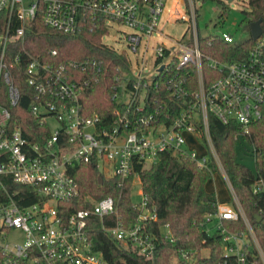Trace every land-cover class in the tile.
<instances>
[{"label":"built area","instance_id":"obj_1","mask_svg":"<svg viewBox=\"0 0 264 264\" xmlns=\"http://www.w3.org/2000/svg\"><path fill=\"white\" fill-rule=\"evenodd\" d=\"M180 2H174L165 22L183 21L186 30L178 40L168 36L173 46L155 47L154 74H145L144 68H139L135 77L126 78L131 66L127 52L135 56L143 39L147 50L154 36L162 34L165 22L160 24V16L165 0H0V264H108L103 254L93 249L88 236L94 221L114 240L131 246L144 258H152L156 242L142 223L155 220V214L147 207L146 198L142 196V201L135 204L139 218L128 227L115 223L111 197L88 195L84 198L86 208L69 212L62 205L79 196L71 168L93 165L106 179L117 175L125 180L134 162L151 164L163 151L187 154L199 167L213 160L220 165L210 138L209 115L223 124L236 123L239 137L249 135L250 123L261 116L264 106V28L253 40L245 60L220 62L200 49L198 14L192 0L187 11L179 10ZM36 19L66 35L102 28L107 36L115 23L128 28L130 32L124 33L126 50L105 45L129 61L125 81L116 88L114 98H124L129 108L135 105L140 113L147 111L150 94L160 93V79L170 100L186 95L184 85L192 76L196 88L185 96L169 122L157 118L164 106L160 104L135 117L118 114L112 126L99 128L96 114L82 113L80 96L87 81L71 79L64 65L43 62L27 49L26 31ZM220 38L234 43L228 33ZM50 54L54 56L56 51ZM204 65L209 72H204ZM19 66L24 67L26 83L32 89L29 111L49 131L40 142L28 140L20 126L9 124L11 114L5 103L15 106L19 101L12 78V70ZM49 118L59 123L54 131L49 129ZM187 136L203 142L208 156L187 149ZM136 180L139 182V177L134 174L133 186ZM10 184L32 189L37 201L21 204L26 195H20L18 189L10 192ZM262 189V180H256L252 192ZM209 218L216 219L215 230L224 242V256L233 254L237 264H251L243 249L250 247L244 238L255 239L249 221L227 204H217L216 213ZM239 218L245 231L228 232L224 222ZM10 231L24 235L22 245L7 248L3 244ZM165 238L172 241L171 236ZM196 259V252L180 250L173 262L194 264Z\"/></svg>","mask_w":264,"mask_h":264},{"label":"trees","instance_id":"obj_2","mask_svg":"<svg viewBox=\"0 0 264 264\" xmlns=\"http://www.w3.org/2000/svg\"><path fill=\"white\" fill-rule=\"evenodd\" d=\"M248 6L250 10L244 11V14L249 22L261 20V28H264V0H248ZM105 33L106 30L102 28H85L76 34L66 35L46 27L36 19L27 28L26 44L27 49L43 62L64 65L71 79L87 81L80 96L82 113L85 116L96 114L99 128L112 126L118 114L127 113L129 117H135L159 108L160 104L164 106L157 118L169 122L185 96L196 88V78L192 76L187 79L184 85L186 95L177 100L168 98L163 80L160 79V93L150 94L147 111L140 113L135 105L129 108L124 98H114L116 88L125 81L129 61L124 54L102 43ZM199 42L205 55L220 62L245 60L253 44L251 37L233 44L224 42L220 36L200 39ZM51 51H56V54L51 56ZM204 72H209L206 65ZM12 78L20 97L15 106L5 103L11 114L9 124L20 126L28 140L40 142L49 136V131L40 126L29 111L32 89L26 83L24 67L12 70ZM128 108L130 111H127ZM165 113H169V116L166 117ZM208 122L210 138L226 179L264 255V106L261 116L250 123L248 136L239 137L240 127L234 122L223 124L212 115H209ZM245 144L252 148L255 161L253 172L236 160V148L245 149ZM216 170L217 165L213 161L205 167H199L187 154L173 151L158 153L157 159L151 164L134 162L132 173L125 180L117 175L106 179L93 165L80 164L70 170L78 184L79 196L64 203L62 208L69 212L86 208L84 198L88 195L94 198L111 197L116 209L115 223L119 221L125 227L131 226L138 221L140 214L137 206L131 202L134 174H137L142 196L146 198L147 207L155 214V220H145L142 225L154 238L156 251L152 258H144L131 246H125L101 231L98 222L94 221L89 227L88 236L93 249L100 251L108 264H187L172 261L180 250L196 252L194 264H237L235 255L224 256V242L219 233L206 230L211 221L209 216L216 213L218 201L213 192L206 190L205 185ZM258 179L262 180L263 189L253 193L252 185ZM17 189L20 195H26L20 200L21 204L37 201L32 189L8 185L10 192ZM258 217L260 221H257ZM162 226L168 227L172 241L161 236ZM224 226L231 233L245 231L240 218L224 222ZM204 249L208 250L206 256L200 254ZM243 249L251 264H263L255 247L243 246Z\"/></svg>","mask_w":264,"mask_h":264},{"label":"rangeland","instance_id":"obj_3","mask_svg":"<svg viewBox=\"0 0 264 264\" xmlns=\"http://www.w3.org/2000/svg\"><path fill=\"white\" fill-rule=\"evenodd\" d=\"M175 1L178 0H165V6L160 16V24H163L168 18V11L172 8ZM192 3L197 9V26L200 39L204 40L211 36H221L222 33H228L232 36L234 43H241L250 37V22L244 14V11L250 10L248 0H232L231 2H227L226 0H192ZM189 7V0H182L179 4L180 11H187ZM220 14L222 17H219ZM186 26V23L183 21L165 22L162 34L154 36L150 41L147 50H145L146 40L143 39L139 52L135 56L127 52L128 57L131 60V66L126 78L135 77L139 68H144L143 72L145 74H154L155 47L158 45H165L166 47L173 46V42L168 39V36L178 40L186 30ZM128 32H130L128 28L115 23L112 25V29L109 30V34L102 37V42L116 50H126L124 33ZM47 122L50 131H54L59 125L54 118H49ZM190 137V140L187 139L186 148L195 150L198 155L206 153L208 156V150L206 149L205 144L199 141V139L197 143L194 136ZM236 160L245 165L252 172L255 171V161L252 155V148L248 144H245V149H241L239 146L236 148ZM213 162L215 161L213 160ZM216 165V172L206 182V190L215 194L218 204L234 206L235 210L241 213L244 219H247L226 179L221 164L218 165L216 163ZM141 201V185L138 180H136L131 190V202L133 204H138ZM215 223V218H212L208 223L207 226L210 229V233L216 231ZM160 234L162 237L170 236L168 227H160ZM244 239V241L249 242V246L252 245L259 249L260 260L264 264V255L256 238L252 239L247 236V238ZM24 240V235L20 231H10L4 239L3 244L7 248H13L14 245H22ZM200 254L206 256L208 250L204 249L200 251ZM172 261H174L173 258Z\"/></svg>","mask_w":264,"mask_h":264},{"label":"water","instance_id":"obj_4","mask_svg":"<svg viewBox=\"0 0 264 264\" xmlns=\"http://www.w3.org/2000/svg\"><path fill=\"white\" fill-rule=\"evenodd\" d=\"M227 2H231L232 0H226ZM261 20H257L255 22H251L249 24V30H250V37L252 40H256L260 33H261ZM257 217V216H256ZM257 221H260V217L257 218Z\"/></svg>","mask_w":264,"mask_h":264},{"label":"crops","instance_id":"obj_5","mask_svg":"<svg viewBox=\"0 0 264 264\" xmlns=\"http://www.w3.org/2000/svg\"><path fill=\"white\" fill-rule=\"evenodd\" d=\"M187 137H188V136H187ZM187 139H189V140H190V139H191V137L189 136Z\"/></svg>","mask_w":264,"mask_h":264}]
</instances>
